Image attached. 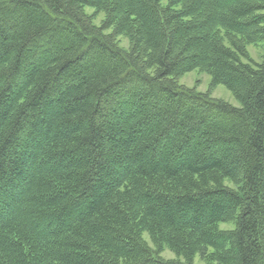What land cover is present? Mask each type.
<instances>
[{
	"label": "trees",
	"instance_id": "1",
	"mask_svg": "<svg viewBox=\"0 0 264 264\" xmlns=\"http://www.w3.org/2000/svg\"><path fill=\"white\" fill-rule=\"evenodd\" d=\"M250 47L264 0H0V264H264ZM193 71L240 106L180 84Z\"/></svg>",
	"mask_w": 264,
	"mask_h": 264
},
{
	"label": "rangeland",
	"instance_id": "2",
	"mask_svg": "<svg viewBox=\"0 0 264 264\" xmlns=\"http://www.w3.org/2000/svg\"><path fill=\"white\" fill-rule=\"evenodd\" d=\"M88 12H92V10H88ZM104 16L100 15L99 18L96 20V23L99 25L100 22L103 20ZM120 39V46L123 48H127L128 42L125 38L121 37ZM264 54V50L262 47H250L249 48V57L255 62H259L261 57ZM180 84L187 86L189 88H195L199 92H211V95L214 98L221 99L233 106L239 107V103L234 97V95L224 86H212L211 85V77L206 73H201L198 71H193L182 76L179 79ZM216 176H205L201 180L206 184H213L212 180ZM221 183L224 185H228L233 187V183L227 179H222ZM233 229V224L231 223H220L214 227V230L217 232L220 231H228ZM143 238L147 242V244L152 248L156 249V245L154 243V237L149 232L145 231L143 233ZM162 251V257L166 260H179V261H187L191 260L193 264H229V262L223 263L220 262V255L215 254L213 249L208 250V255L206 258H202L195 250H181V252L176 253L174 250H171L170 247H164Z\"/></svg>",
	"mask_w": 264,
	"mask_h": 264
}]
</instances>
